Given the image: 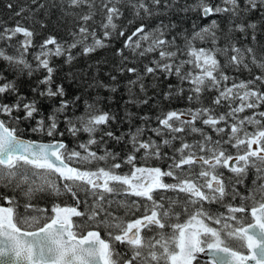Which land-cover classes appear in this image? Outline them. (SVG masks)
<instances>
[{
	"label": "snow or ice",
	"instance_id": "snow-or-ice-1",
	"mask_svg": "<svg viewBox=\"0 0 264 264\" xmlns=\"http://www.w3.org/2000/svg\"><path fill=\"white\" fill-rule=\"evenodd\" d=\"M31 4L37 8L21 7L15 15L27 11L31 19L34 11L58 10L71 18L70 39L48 35L37 44L36 33L20 21L0 30L6 42L0 47V264H264V42L258 40L264 34V0ZM173 9L197 19L181 30L171 19L149 23ZM253 14L258 22L250 19ZM237 33L251 43L238 40ZM17 36L23 39L12 44ZM121 38L122 47L113 52L119 61L104 73L109 82L98 75L105 60L73 69L79 57ZM150 56L142 69L134 66ZM53 57L68 66L61 82L57 73L63 68L53 65ZM229 70L248 71L251 78L240 80ZM113 72L128 77L125 106L153 99L146 77L153 89L161 77L175 78L163 99L187 92L189 104L198 106L161 109L154 127L149 116H140L141 125L116 135L110 125L131 124L135 114L125 107L121 119L102 107L99 90L115 93L119 87ZM22 77L31 96L21 91ZM63 80L82 81L85 92L97 95L69 98ZM205 93L212 94L207 105ZM26 132L41 139H25ZM82 133L87 140L69 148L65 135L78 139ZM105 137L124 142L127 151L92 150L106 145ZM124 166L127 171H119ZM62 197L75 204L61 203ZM48 198L50 208L33 203Z\"/></svg>",
	"mask_w": 264,
	"mask_h": 264
},
{
	"label": "trees",
	"instance_id": "trees-1",
	"mask_svg": "<svg viewBox=\"0 0 264 264\" xmlns=\"http://www.w3.org/2000/svg\"><path fill=\"white\" fill-rule=\"evenodd\" d=\"M184 0H180V3L182 4ZM191 2V0H189ZM8 3H12L13 7L9 9L7 7ZM38 3H46L50 4L51 0H38ZM21 7L26 8H32L35 10L37 8V5L31 4V0H0V30L3 29V27H14L17 21H20L21 24H23L25 27H29L32 29L36 36L34 38V42L39 44L42 42L44 38H46L48 35L56 36L60 40H67L70 39L67 35V29L71 27V24L68 22L71 18H64L62 17L61 13L58 10H51L48 15H45L44 10L34 11L31 15L32 18L29 19V12H24L20 16H16L15 13L20 10ZM125 16L128 18L130 17V12L126 11ZM97 20L100 19L99 16L96 17ZM163 19L166 23L169 19L172 21H175L178 23V29H186L191 27V21L196 20V14L190 13L187 14V16L182 12H176L175 9L170 11L166 16L162 15L159 17L153 18L149 23L151 25H155L159 22V20ZM250 19L252 21L259 20L258 16L256 14L251 15ZM40 22H43L46 26L41 28ZM200 22V21H197ZM208 21H203L202 23H207ZM121 23H126V21H122ZM236 38L238 40H241L243 43L250 44L251 40L250 38L248 40H244L243 36L239 33L236 34ZM23 39L22 36H17L11 41L12 44H15L18 40ZM258 40L261 42H264V34L258 35ZM4 41H0V47L5 46ZM122 47V38L119 40H113L111 43V46L107 49H100L96 53L92 54L89 57H79L73 65L74 70L84 69L87 68L88 64H95L97 60H105L107 61L106 64L100 65V71L98 73L99 78L103 80L105 83L109 82V77L105 76L104 73L108 72L112 69V67L118 63L119 58L115 57L113 55L114 49ZM10 53L13 51L11 48L7 49ZM36 49H32L30 51H35ZM79 49L73 50L74 52L78 51ZM125 53L127 54V50H125ZM28 59L31 61V55L28 56ZM151 59V56L142 60H137L134 62V66H137L138 68H143V64L147 63L148 60ZM223 59V58H221ZM34 63V61H33ZM53 65L57 67H62L63 71H58L57 73V80L58 82H61V78L64 76V73L68 71V66L63 64V58H55L53 57ZM3 67V64L0 63V68ZM258 69L255 67L252 68V73L256 74L258 73ZM112 74H116L118 76L119 80V87L117 92L110 93L105 91L104 89L99 90V95L103 96L104 102L102 107L105 110H111L113 113H116L119 118L124 117L125 113V107H127V110L134 113L133 119L131 121V124L127 121L124 122H118V123H112L110 125V130L115 132L116 135H120L121 133H127L129 131V128L132 127L133 130L136 126L141 125L142 121L139 119L140 116H149L151 118L150 127H154L156 125L155 116L159 113L161 109L167 111L169 109H184L187 107H197L195 103L189 104L187 101V92L183 94V98H177L173 97L171 100H165L163 99V92L167 91V84L172 83L173 85L177 84V81L175 78H171L168 81H164L163 77H161L160 81H158V87L153 89L151 87V84L153 83V80L151 77H146L145 83L149 85L148 89V95L152 96L153 99L149 102L147 105H140L139 107L135 105H127L125 106V101L128 99V93L125 88L126 81L128 79L127 76L120 75L119 73L113 72ZM92 73H89V77H91ZM229 76L235 75L238 77V79H248L251 78L248 71L241 70L240 72H233L231 70L228 71ZM38 76H35L32 78V81L34 82L36 79H38ZM65 85L66 90L69 93V98H71L73 95L77 94H84V98H88L89 95L96 96L97 92L93 89H88L87 92H85L86 85L83 84L82 81L78 82H69L68 80L62 81ZM183 87L187 89L188 85L185 84ZM21 91L25 92L29 96H31L30 93V83L28 81L27 77H22V87ZM135 92L139 94V88L137 87L135 89ZM212 94L205 93L203 100L205 105H207L210 102V96ZM112 96L113 99L111 101H108L107 97ZM44 105V109H49V103L44 100L42 101ZM83 111V102L81 101V106L77 110V114ZM223 111V109H221ZM245 114H251V112H246ZM63 124H61V128H63ZM25 139H33V140H39L40 137L31 134V133H24ZM151 135V133H146L145 138ZM97 138H99V134H97ZM155 139H159L156 137H153ZM44 140H47L46 137L43 138ZM65 142L69 145V148H74L78 145V143L82 141L87 140V134H80L79 138H73L71 136H68L67 134L64 137ZM107 140L106 145H94L92 146V150L97 151L98 153L102 154V148L107 147L113 151H116L118 143H116L114 140H110L107 137H105ZM120 145H125L124 142L119 143ZM126 146V145H125ZM153 164H156L153 162ZM83 199V196L81 197ZM61 203H67L69 205H74L75 202L71 199V197H62L60 198ZM34 204H38L40 207H51V198H48L47 200H33ZM80 210H83V205L80 206ZM20 211L23 212V207L20 208ZM179 211V209L177 210ZM103 235V233H102ZM195 264V263H194Z\"/></svg>",
	"mask_w": 264,
	"mask_h": 264
},
{
	"label": "flooded vegetation",
	"instance_id": "flooded-vegetation-1",
	"mask_svg": "<svg viewBox=\"0 0 264 264\" xmlns=\"http://www.w3.org/2000/svg\"><path fill=\"white\" fill-rule=\"evenodd\" d=\"M199 126V125H198ZM213 136L215 135L214 133H211ZM192 139V137H189V140H191ZM255 147V146H254ZM122 150H123V152H126L127 151V147L125 146V145H120V144H118L117 145V148H116V152H122ZM164 151H168V149H164ZM123 152H122V154H123ZM153 162H155L156 164L158 163V162H156V161H149V163L150 164H153ZM159 165L160 166H162V167H166V165L163 163V162H159ZM119 171H121V172H123V171H127V166H124V167H122ZM251 179H252V176H251V174L249 175V178H248V181H247V183L248 184H251ZM165 180H166V182H172L171 181V178H165ZM243 190V189H242ZM166 195H168V196H172V195H174L173 193H167ZM157 199H159V196H157ZM213 209H216L217 208V206L216 205H212L211 206ZM178 210V209H177ZM118 214L119 215H121V216H123L124 215V211H123V209H121V210H119V212H118ZM136 215H140V213H137ZM166 231H168V229H166ZM195 264H197V262H194Z\"/></svg>",
	"mask_w": 264,
	"mask_h": 264
}]
</instances>
